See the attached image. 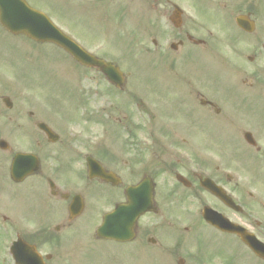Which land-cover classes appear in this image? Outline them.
Returning <instances> with one entry per match:
<instances>
[{
  "label": "flooded vegetation",
  "instance_id": "1",
  "mask_svg": "<svg viewBox=\"0 0 264 264\" xmlns=\"http://www.w3.org/2000/svg\"><path fill=\"white\" fill-rule=\"evenodd\" d=\"M32 1L47 2L51 7L58 5V0ZM77 1L82 0H65L64 4ZM95 1L105 7L104 27L124 38L127 52L123 54L137 56L136 66L139 67L145 66L141 62L148 57L154 76L160 78L157 81L176 100L175 105H180L177 115L183 118L187 131L180 137L182 143L170 145L165 139V143H161L169 120L157 122L156 110H146V103L127 81L117 87L97 69L84 67L73 59L80 70L95 72L98 81L93 92L85 97L79 87L80 95L77 96L84 111L70 125L61 124L58 98L54 97L52 100L56 103L48 105L39 101L26 104L28 100L21 105L23 97L11 77H0V191H23L27 197L29 193L38 194L42 197L41 203L53 211L65 210V220L54 227L59 232L71 227L83 215L85 196L97 195L104 187L105 212H108L116 204L126 202L127 186L149 178L153 184L154 210L137 218L130 241L105 242L122 247L127 256L134 248L136 252L142 251L145 259H176V264H264V0ZM0 32L4 33L2 29ZM83 48L89 50L86 46ZM99 57L119 69L128 66L112 54ZM210 75L219 79L209 82L206 77ZM14 93L19 94L18 100ZM123 93L126 94L120 96ZM96 95L101 101L98 118L93 116L90 105ZM128 103L129 111H125ZM130 104L135 106L134 110ZM100 119L102 121L97 122ZM207 120L213 121L220 130L216 136L227 134L230 146L248 153L243 151L246 160H252L257 164L256 169L261 170L259 178H253L249 169L244 183L239 180L244 174L242 170L225 167L220 160L200 162L204 161L202 153L199 157L196 151L190 154L184 148L192 132L204 136L201 126ZM98 123L107 133L124 139H107L93 152L92 141L82 139L83 129ZM148 128L156 133L146 130ZM175 130L170 127V133ZM144 131L158 136L160 142H156L154 135V147L163 144L175 152L174 165L158 162V166L153 167L160 169L168 165L170 170L165 173L175 177L179 174L184 179L171 181L163 176L169 185L157 186L159 172L156 176L152 170L142 171L153 168L150 163L158 153L155 148L142 147L134 138ZM18 138L22 139L21 147L16 146ZM16 152L28 157L22 163L25 168L31 164L37 166L21 181H14L10 176V163ZM167 155L171 158L170 153ZM87 157L95 158L109 173L110 180L90 178ZM141 164L144 165L142 169ZM205 180L222 188L229 200H221L204 187ZM73 198H76L73 203L80 201L83 209L78 217L69 219L67 208ZM165 200L169 204L162 208ZM56 203L64 207L58 208ZM207 208L239 225L246 235L261 243V247L258 246L261 254L244 244L236 233L208 223L204 211ZM147 216L159 218L146 222ZM42 226L44 224H37L33 232L39 234ZM2 230L7 233L6 228ZM14 235L38 246V237L17 232ZM217 236L229 240L228 257L208 253L204 244L206 237ZM40 237L45 242V234ZM8 240L5 236L3 242ZM11 242L9 240V246ZM174 247L178 255H173ZM42 260L45 264H53L55 259L51 255L50 259ZM0 264H14V260L0 259ZM60 264L68 263L62 259Z\"/></svg>",
  "mask_w": 264,
  "mask_h": 264
},
{
  "label": "rangeland",
  "instance_id": "2",
  "mask_svg": "<svg viewBox=\"0 0 264 264\" xmlns=\"http://www.w3.org/2000/svg\"><path fill=\"white\" fill-rule=\"evenodd\" d=\"M33 2L34 4L32 5H39L35 1ZM64 2L65 0H58L57 8H49L50 5L44 2L40 8L48 12L56 23L76 38L83 47L86 46L89 49L100 48L104 41L106 46L103 50H98V54H112V57L116 59H125L124 64L128 66L122 68L130 71L128 78L131 79L132 90L142 98L148 109L154 108L156 110L157 122L169 120L164 128L165 137H161V143L164 144L165 141L170 145L182 143L180 142V137L182 133L185 134L187 131H185L183 118L177 115V112L181 110L180 105H175L176 100L165 92L162 84L157 81L160 78L152 75L149 65L131 73L129 69L131 63L128 60L131 58V61H133L135 57L123 54V52H127L124 38L118 34L115 36L110 29L104 27L101 22L103 4L94 3V5H89L90 8H88L86 7V0L76 2L74 4L76 7L66 6ZM88 9H91L90 14ZM105 36H108V38ZM97 76L95 72L86 69L85 71L80 70L67 56L58 52L48 43L33 44L23 36L0 32V77H11L16 89L21 93L20 96L23 97L20 101L21 105H24L26 100H28L26 104L39 101L48 105L56 103L52 100L54 97L58 98L59 102L61 101L58 115L62 125H70L75 122L76 118L84 111L80 106L81 99L77 96L80 95L79 89L81 88L83 91L81 94L84 97L88 96L94 90L93 86L98 81ZM206 79L209 82H213L219 77L210 75ZM14 94L16 96L14 98L18 100L19 94ZM125 94H120V96ZM99 97V95H96L90 104L93 116L96 118H98L96 114L99 113L98 108L101 102ZM33 98H37V100H33ZM128 106L129 103L128 105L125 104V111H129ZM130 109L132 108L130 107ZM133 118L137 122V118L135 116ZM99 125L101 126V124ZM99 125L94 124L92 128L88 126L84 128V137L82 139L91 138L93 143H101L106 139L112 140L119 136L110 132L107 133L108 135L104 134V128L99 127ZM171 126L176 129L175 133H170ZM201 128L204 130V136L193 132L189 134L190 138L184 148L190 154H194V151H196L200 157L199 154L202 153L204 161L200 160V162L207 163V159L211 161L220 160V164L225 167H235L238 170H242L244 174L239 180L244 183L247 181L245 175L249 169L253 178H259L261 170L256 169L257 164L252 160H246L245 153H248L245 150H243L245 152L243 153L236 147L230 146V142L216 143L215 137L225 141L229 139V136L225 133H219V136H216L215 133L220 130L216 124H213V121L207 120ZM146 130L156 133L150 128ZM153 133L148 134L144 131V133L141 132L134 137L138 139L142 147H148L150 150L155 148L160 153H157L154 161L150 163V167L158 166V162L174 165L173 157H175V152L163 144L154 147V135L157 139L156 142L160 141L158 136L156 134L153 135ZM123 139L124 137H118L120 141ZM17 140L16 146L21 147L22 139L18 138ZM168 153L171 154L172 159L167 155ZM143 156L144 154L141 152V157ZM143 167L144 165L141 164L140 168L142 169ZM158 169L154 167L152 169L143 168L142 171L152 170L153 175L158 176L160 174L159 178H156L157 186L169 185L164 178L165 170H170L169 166L166 165L165 168L161 166L159 171ZM239 172L240 174L242 173L241 171ZM104 190L105 188L102 187L97 195L85 196L86 209L83 215L79 216L71 227L66 230H60L58 233L54 230V226L65 220V210L60 209L59 213L53 211L50 206L41 203L42 197L38 194L29 193L27 197L23 191H0V240L3 241L5 236L7 238L13 236L15 232L23 233L27 236L32 235V238L38 237L39 250L43 254L50 253L52 259H55L53 264H60L62 259H65L68 264H77L74 259L80 260L81 264H175L176 259H145L142 251L136 252L134 248L131 249L130 255L127 256L125 255L126 251L123 252L122 247L117 244L92 239L94 228L100 220L101 213L107 207L104 201ZM191 199L193 200V198ZM162 203V208L169 204L166 200L162 201ZM56 206L58 208L64 207L62 203H56ZM166 207L169 208L168 206ZM190 208H192V205ZM173 215H175V212ZM155 218L158 219L159 216H147L146 222L153 221ZM37 224H44L42 228L38 229L39 234L37 231L33 232L36 229L33 227ZM4 228H6L7 233L2 230ZM29 231H32V233ZM42 233L50 236V238H45V242L40 237ZM206 238L207 240L204 241V244L209 254H219L224 257L230 255L231 245L229 240L218 236ZM2 241H0V259H10ZM161 241L164 245L163 238H161ZM189 246L193 250L191 244ZM156 247L159 248V246ZM156 255L159 256L160 254L157 252ZM173 255H178L175 247Z\"/></svg>",
  "mask_w": 264,
  "mask_h": 264
},
{
  "label": "water",
  "instance_id": "3",
  "mask_svg": "<svg viewBox=\"0 0 264 264\" xmlns=\"http://www.w3.org/2000/svg\"><path fill=\"white\" fill-rule=\"evenodd\" d=\"M0 24L11 33L24 34L35 41L52 42L58 45L79 63L98 68L107 76L110 81L118 82L121 79V76L115 67L88 54L71 39L65 36L60 30H58L44 14L30 8L22 0H0ZM22 161V155L14 159L12 165V176L15 179H18L21 175V170L19 171V167ZM89 163H91L89 167L93 169V172L99 175V172L96 171H99L100 168L96 162L92 160V162ZM142 189H145L144 184H140V190ZM210 190L216 192L213 186L210 188ZM220 197L225 200L224 197ZM146 205L147 203L142 204V207L139 209V211H137V213H135V215L142 211ZM119 211L120 208L115 211L116 213L114 215L109 214L104 218L101 226H99L97 229V235L103 238H114L118 240L122 239L121 235H123L125 232V226L128 222V219L127 217L122 218L123 214ZM206 218L221 229H225L230 232H236L243 242L251 247L257 254H261L258 247H261V243L250 239L247 235L237 229L229 228L226 223H222L223 218L220 215L215 214L214 217L209 213L206 214ZM220 219L222 222H220ZM254 243L256 246L253 245ZM16 248L19 251L17 254L18 257L22 256L23 259H40L35 256L36 254L34 253L33 248L27 244L19 243ZM29 252V256L25 254H29ZM13 256L14 259H16V253H13Z\"/></svg>",
  "mask_w": 264,
  "mask_h": 264
}]
</instances>
